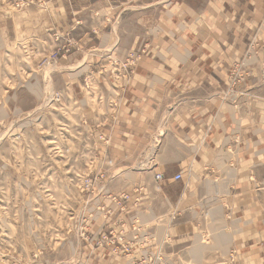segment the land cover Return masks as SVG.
I'll list each match as a JSON object with an SVG mask.
<instances>
[{
  "label": "crops",
  "instance_id": "crops-1",
  "mask_svg": "<svg viewBox=\"0 0 264 264\" xmlns=\"http://www.w3.org/2000/svg\"><path fill=\"white\" fill-rule=\"evenodd\" d=\"M263 15L264 0L142 1L140 36L153 56L126 81L101 78L112 90L107 99L116 115L111 119L109 109L94 121L108 136L101 154L118 164L98 185L109 195L126 192L130 200L88 229L118 231L120 223L128 228L137 219L151 238L136 243L123 257L127 261L160 248L170 264H216L230 250L237 264H264V80L258 72L264 64ZM251 39L255 45L246 59ZM241 61L248 75L230 97L228 75ZM157 132L153 170L124 172ZM155 173L162 181H155ZM122 175L129 179L125 187L114 188ZM100 201L113 207L104 194ZM92 248L82 255L96 264H117L119 256L109 249Z\"/></svg>",
  "mask_w": 264,
  "mask_h": 264
},
{
  "label": "rangeland",
  "instance_id": "rangeland-1",
  "mask_svg": "<svg viewBox=\"0 0 264 264\" xmlns=\"http://www.w3.org/2000/svg\"><path fill=\"white\" fill-rule=\"evenodd\" d=\"M142 1L0 0V264H96L82 255L93 248L78 241L79 229L103 217L93 201L109 193L93 194L84 181L118 167L100 152L108 136L94 121L109 109L111 119L116 115L107 99L112 90L100 81H126L153 56L140 36ZM120 40L123 46L112 49ZM254 45L251 39L246 59ZM242 67L230 69V97L231 82L248 75ZM258 72L264 80V64ZM158 133L124 172H147L139 164L147 157L156 164ZM123 178L114 188L125 187ZM227 254L216 264H237V255L228 262Z\"/></svg>",
  "mask_w": 264,
  "mask_h": 264
},
{
  "label": "built area",
  "instance_id": "built-area-1",
  "mask_svg": "<svg viewBox=\"0 0 264 264\" xmlns=\"http://www.w3.org/2000/svg\"><path fill=\"white\" fill-rule=\"evenodd\" d=\"M262 25H264V15L262 18ZM239 81L231 82V85L238 83ZM150 157L141 159L139 163L141 167H146L148 170H153L155 163L151 161ZM181 174L177 173L174 175V180H179ZM103 179V175L100 171H97L93 176L89 177L84 181L85 190H92L93 194H99L106 191L104 186H99L98 183ZM154 179L156 182H160L163 179L161 173H155ZM136 196L134 201H139L140 188L135 190ZM110 198L111 205L103 204L99 199H94V212L102 215L103 217H108L113 213L114 206L118 209H124L125 203L130 200V195L126 192H123L119 195H108ZM93 200V199H92ZM83 224V223H82ZM120 229L118 231L107 230L100 231L96 234H92L88 229V225L85 223L79 229V235L84 241L89 240L92 243V247L97 249H109L113 254L119 257H127L132 253L133 246L139 242L146 241L150 239V235H146L145 231H142L140 223L137 219H134L133 222L129 225L128 228H125V224L120 223ZM86 229H85V226ZM236 251L230 250L227 254V261L232 262L236 258ZM65 264V263H61ZM128 264H170L166 255L162 253L160 248L152 251H144L138 258H130ZM224 264V263H223ZM226 264V263H225Z\"/></svg>",
  "mask_w": 264,
  "mask_h": 264
}]
</instances>
